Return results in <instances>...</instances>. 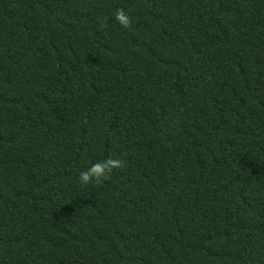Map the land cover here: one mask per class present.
<instances>
[{"label":"trees","instance_id":"obj_1","mask_svg":"<svg viewBox=\"0 0 264 264\" xmlns=\"http://www.w3.org/2000/svg\"><path fill=\"white\" fill-rule=\"evenodd\" d=\"M0 264H264V0H0Z\"/></svg>","mask_w":264,"mask_h":264},{"label":"clouds","instance_id":"obj_2","mask_svg":"<svg viewBox=\"0 0 264 264\" xmlns=\"http://www.w3.org/2000/svg\"><path fill=\"white\" fill-rule=\"evenodd\" d=\"M114 19L119 22V24L124 29L131 28V18L126 14L123 8L117 9L114 13ZM106 27L104 23H100V29L103 30ZM124 161L122 159H115L109 157L107 160L98 161L91 164L87 169L81 170L78 179L84 184L95 183L97 185L101 184L103 180L109 178V174L113 169L122 168Z\"/></svg>","mask_w":264,"mask_h":264}]
</instances>
